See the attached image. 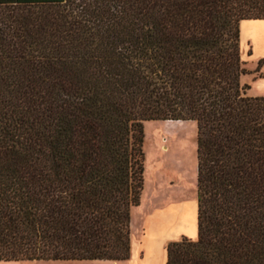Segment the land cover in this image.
<instances>
[{
  "label": "trees",
  "instance_id": "trees-1",
  "mask_svg": "<svg viewBox=\"0 0 264 264\" xmlns=\"http://www.w3.org/2000/svg\"><path fill=\"white\" fill-rule=\"evenodd\" d=\"M264 0H0V260L125 259L143 121L197 123L196 239L165 264H264Z\"/></svg>",
  "mask_w": 264,
  "mask_h": 264
},
{
  "label": "rangeland",
  "instance_id": "rangeland-1",
  "mask_svg": "<svg viewBox=\"0 0 264 264\" xmlns=\"http://www.w3.org/2000/svg\"><path fill=\"white\" fill-rule=\"evenodd\" d=\"M241 74L246 93L264 95V20L242 25ZM143 190L132 208L130 256L95 264H165L166 245L185 235L197 238V123L143 121ZM182 198L180 201L174 199ZM76 259L0 260V264H80Z\"/></svg>",
  "mask_w": 264,
  "mask_h": 264
},
{
  "label": "crops",
  "instance_id": "crops-1",
  "mask_svg": "<svg viewBox=\"0 0 264 264\" xmlns=\"http://www.w3.org/2000/svg\"><path fill=\"white\" fill-rule=\"evenodd\" d=\"M247 20H252V21H258V23H259V21L260 20H264V19H252V18H249V19H243V20H241L240 21V35H241V38H242V36H243V33H242V25H243V23L244 22H246ZM175 201H180V200H182V198H176V199H174ZM131 245H132V243H131ZM132 247V246H131ZM132 249V248H131ZM96 260V259H95ZM94 261V260H93ZM81 263H83V261H81Z\"/></svg>",
  "mask_w": 264,
  "mask_h": 264
}]
</instances>
